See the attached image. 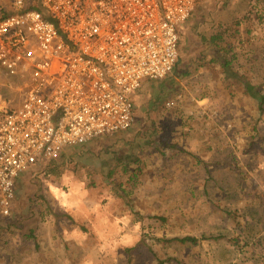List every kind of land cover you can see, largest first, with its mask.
<instances>
[{"label":"rangeland","instance_id":"1","mask_svg":"<svg viewBox=\"0 0 264 264\" xmlns=\"http://www.w3.org/2000/svg\"><path fill=\"white\" fill-rule=\"evenodd\" d=\"M180 30L172 75L142 84L128 131L15 181L0 264H264V111L209 58L221 47L264 94V0H202Z\"/></svg>","mask_w":264,"mask_h":264},{"label":"built area","instance_id":"2","mask_svg":"<svg viewBox=\"0 0 264 264\" xmlns=\"http://www.w3.org/2000/svg\"><path fill=\"white\" fill-rule=\"evenodd\" d=\"M201 1L0 0L2 216L25 172L132 127L136 92L172 75Z\"/></svg>","mask_w":264,"mask_h":264},{"label":"trees","instance_id":"3","mask_svg":"<svg viewBox=\"0 0 264 264\" xmlns=\"http://www.w3.org/2000/svg\"><path fill=\"white\" fill-rule=\"evenodd\" d=\"M180 32H181V30H180ZM180 32H179L178 54H180V50L182 48L181 47L182 44H181V39H180V34H181ZM211 45H212V43H211ZM214 47L217 49V52L221 51L222 55L218 54V57L216 59L209 57L210 60H212L213 62L218 61L221 69L223 70V74L227 78H233V79L237 80L242 85L245 96H247L250 100H253L256 103L257 109L262 113L264 111V94L260 91L259 86L251 84L249 81H247L245 78H243L242 75H239L238 72L233 70L232 65H233L234 57L230 60H227L224 58L223 49L219 46H217V47L214 46ZM217 52H216V54H217ZM178 57H179V55H178ZM45 168H46L45 176L47 179H50L49 177H53V176L55 177V175L58 174L55 171L57 167L54 164V162L46 165ZM169 242H179L182 244H185V243L195 244L197 242V239L192 238V237H185V238H181V239H172Z\"/></svg>","mask_w":264,"mask_h":264},{"label":"crops","instance_id":"4","mask_svg":"<svg viewBox=\"0 0 264 264\" xmlns=\"http://www.w3.org/2000/svg\"><path fill=\"white\" fill-rule=\"evenodd\" d=\"M194 10H195V9H194ZM193 12H194V11H193ZM137 92H138V91H137ZM137 92H136L135 96L137 95ZM135 96H134V97H135ZM53 162H55V161L45 162L44 165H39V166L36 167V168H42V167L44 168V167H45L46 165H48L49 163H53ZM45 172H46V171L43 172V178H44V179H47L46 176H45ZM102 175H103L104 178L108 179V178L110 177L111 173H110V172L107 173V174H103V173H102ZM47 180H49V179H47ZM60 211H61V209H60ZM67 212H70V209H67V208L62 209V213H67ZM88 224H89V223H88ZM80 227H81V229H82V227H86L85 223H81ZM83 230H84V229H83ZM64 236L67 237V239L69 240L68 243H70V242H71V238H82V237L84 236V233L79 232V231L77 230V226H74V227H72V228H69L68 231H66V232L64 233Z\"/></svg>","mask_w":264,"mask_h":264}]
</instances>
